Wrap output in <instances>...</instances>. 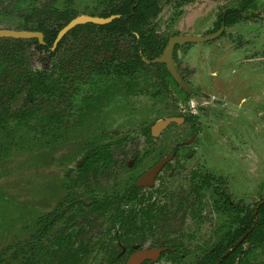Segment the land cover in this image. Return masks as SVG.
Segmentation results:
<instances>
[{"label": "flooded vegetation", "instance_id": "af4514ba", "mask_svg": "<svg viewBox=\"0 0 264 264\" xmlns=\"http://www.w3.org/2000/svg\"><path fill=\"white\" fill-rule=\"evenodd\" d=\"M49 1L59 7L70 5L69 1L62 4H59V0ZM152 1L159 7V14L161 0ZM125 2L108 0L109 10L83 14L120 17L118 11ZM11 3L22 4L26 8L22 7L24 12L20 14L18 26L8 28L41 31L22 27L24 16L29 12L35 13L32 11L36 7L33 0H1L0 12ZM255 3V0H240L239 6L222 12L216 26L205 34L176 32L166 37L155 28L157 14L151 20L150 28L163 41V49L153 58L142 55L144 64L135 65V56L127 53L133 52V49H126V46H133L134 40L124 35L119 40L121 48L117 54L85 55L87 72L74 81L76 85L70 86L68 99L60 107L50 108L53 117L48 120L55 126L57 122L62 124L64 114L67 122H71L70 117L74 113L79 114L84 116L80 120L82 124L99 121L100 136L95 135L85 141L81 159L73 169L68 170L65 178L70 182V196L59 201L47 215L38 218V227L30 239L11 246L20 252L18 264L26 261L29 244L34 248V264H129L134 259L137 264H250L252 256L264 249V227L253 230L260 221L264 195L253 206L243 197L237 199L236 193L230 189L232 180L236 178L235 173L220 169L221 160L214 149L212 152L181 151L182 147L198 140L200 133H204L205 125L211 128L214 120L210 121V118L213 119L218 112L213 106L201 102L200 98H208L210 94L190 81L178 61V50L183 46L207 43L224 36L225 28L243 19V13L255 7ZM132 7L134 9L135 4ZM227 12H231L235 21L225 24L221 16ZM105 13L109 15H103ZM216 32V36L210 39L175 43L173 59L185 85L175 79L166 61H158L171 37L180 34L211 35ZM65 35L54 46L55 37L52 50L57 48ZM41 44H46L45 35L44 43ZM32 60L34 68H42ZM92 60L98 61V64H89ZM138 95L153 99L155 105H168L173 110L168 116L146 123L149 118L147 111L152 108V104L148 103L151 105L149 107H144L145 103L136 104ZM169 96L173 99L170 105ZM140 108L143 109V113H138L141 118L140 134H118L116 125L134 121L132 111ZM255 108L257 115H261L262 110L258 109L257 104H254ZM58 110L60 115L56 116ZM168 118L173 119L154 134L153 126ZM230 118L226 112H221L219 121L224 123L228 119L231 121ZM178 125H188L189 135L167 150L165 143L160 140L166 131ZM64 131L65 126L59 140ZM138 140L143 141L145 148H140ZM206 146V143L203 144L202 150ZM190 160H195V165L185 174ZM162 161H165L163 165L153 174L150 173ZM147 173L150 175L141 181ZM176 182H179L178 186H174ZM51 185L55 186V183ZM51 185L48 190L53 188ZM214 215L220 218V222L215 227L214 237L206 242L201 237L203 232L200 227L211 224Z\"/></svg>", "mask_w": 264, "mask_h": 264}, {"label": "rangeland", "instance_id": "374dc122", "mask_svg": "<svg viewBox=\"0 0 264 264\" xmlns=\"http://www.w3.org/2000/svg\"><path fill=\"white\" fill-rule=\"evenodd\" d=\"M68 1L78 14L110 9L108 0H59V4ZM255 1V7L243 13V19L225 28L224 36L178 50V61L190 81L210 94L208 98H200L201 102L213 106L218 112L213 119L210 118V121L214 120L211 128L205 125L198 140L182 147L181 151L212 152L214 149L221 160L220 169L235 173L230 189L236 193L237 199L243 197L251 206L264 195V0ZM239 5L240 0H161V10L154 19L155 28L166 37L176 32L205 34L216 26L222 12ZM22 7L26 8L22 4L11 3L3 8L0 28L18 26L20 14L24 12ZM33 59L35 65L43 67L37 53ZM138 102L139 105L145 103L144 107L152 104L147 111L149 118L146 123L168 116L173 110L168 105H155L153 99L139 95L136 104ZM168 102L173 104L171 96ZM254 104L262 110L261 115H257ZM19 107L18 104L14 110ZM52 112L49 109L48 114ZM139 112L143 113V109L132 111L134 121L116 125L118 134H140ZM221 112L231 116V121L228 119L221 123ZM82 118L84 116L74 113L70 117L71 122H67L64 114L62 124L65 131L59 141H54L48 132L41 133L39 117L30 118L28 124L9 120L10 133L0 126V255L10 258L13 247L7 251L8 246L30 239L38 227V218L47 215L59 201L70 196V182L65 176L81 159L85 141L95 135L100 136L101 130L99 121H91L87 125L80 123ZM48 119L42 120L43 124L48 126ZM188 135V125L173 126L163 134L160 142L163 141L169 150ZM137 143L140 148L146 146L142 140ZM205 143L207 146L202 150ZM187 165L185 174L195 165V160H190ZM53 183L55 186L51 185ZM50 185L53 188L48 190ZM178 185L179 182L174 184ZM211 221V224L200 227L201 237L206 242L214 237L220 218L214 215ZM250 264H264V249L252 256Z\"/></svg>", "mask_w": 264, "mask_h": 264}, {"label": "trees", "instance_id": "16d2710c", "mask_svg": "<svg viewBox=\"0 0 264 264\" xmlns=\"http://www.w3.org/2000/svg\"><path fill=\"white\" fill-rule=\"evenodd\" d=\"M33 1L36 7L32 11L35 13L29 12L24 16L22 27L43 31L46 44H41L38 39L0 38V126L10 133L12 128L8 123L9 118L18 120L17 123L28 124V120L38 114L41 133L48 132L57 141L63 131L62 124L57 122L52 126L50 121L47 126L42 120L52 119L53 115L48 114L49 109L60 107L68 99L70 86L76 85L74 81L87 72L84 66L85 55L117 54L121 48L119 40L124 35L134 40L133 46H126V49H133V52L127 53L135 56L136 66L144 64L142 55L156 57L163 49V41L154 35L150 22L157 16L159 7L152 0H126L118 11L120 17L103 25H78L52 50L58 31L76 16V12L70 5L59 7L49 0ZM132 4H135L134 9ZM103 15L107 16L109 13ZM221 19L225 24L235 21L231 12L222 15ZM37 52L45 63L42 68L32 66L33 56ZM88 60L87 58L86 61ZM89 64H98V61L92 60ZM17 104L20 109L14 110L13 106ZM59 111L56 116L60 115ZM260 213L258 227L253 229L256 231L264 227V203L260 207ZM33 250V246L29 244L24 264H34ZM19 253L14 248L10 258L0 255V262L17 264Z\"/></svg>", "mask_w": 264, "mask_h": 264}, {"label": "water", "instance_id": "95a60500", "mask_svg": "<svg viewBox=\"0 0 264 264\" xmlns=\"http://www.w3.org/2000/svg\"><path fill=\"white\" fill-rule=\"evenodd\" d=\"M119 15H110L108 17H102V16H93L90 14H80L73 18L67 25H65L60 31L59 34L55 40L54 46L57 44V42L65 35L66 32H68L70 29L75 27L78 24L92 22L96 24H106L111 22L113 19L118 17ZM218 32L211 34V35H190V34H180L175 35L170 38L167 46L165 47L163 54L158 58V61H166L168 68L170 69L172 75L175 77V79L183 84V80L181 76L179 75V72L177 71L175 67V62L173 59V49L176 42L183 43L185 41H202L205 39H210L212 37H215ZM0 37H13V38H38L41 43H44V34L41 31H32V30H18V29H10V28H0ZM173 118H168L165 120L158 121L155 126H153V133H158L163 127H165L170 120ZM165 161H162L158 166H156L154 169L150 171L152 174L156 172L160 166L163 165ZM150 173H147L141 181H143L144 178L148 177ZM137 260V259H136ZM138 262L131 261L129 264H137Z\"/></svg>", "mask_w": 264, "mask_h": 264}]
</instances>
